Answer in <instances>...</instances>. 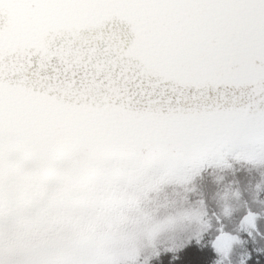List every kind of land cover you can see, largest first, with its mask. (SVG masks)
<instances>
[{
    "label": "snow or ice",
    "instance_id": "obj_1",
    "mask_svg": "<svg viewBox=\"0 0 264 264\" xmlns=\"http://www.w3.org/2000/svg\"><path fill=\"white\" fill-rule=\"evenodd\" d=\"M169 151L264 158V0H0V264H103L71 231L90 189ZM235 182L156 264H216L222 235L226 264H264V186Z\"/></svg>",
    "mask_w": 264,
    "mask_h": 264
},
{
    "label": "trees",
    "instance_id": "obj_2",
    "mask_svg": "<svg viewBox=\"0 0 264 264\" xmlns=\"http://www.w3.org/2000/svg\"><path fill=\"white\" fill-rule=\"evenodd\" d=\"M227 154L224 156H227ZM164 155L166 153H163L159 157L154 156L151 152L145 153L139 163L118 172L102 184L94 185L90 189L91 194L111 192L119 186L122 187L123 183L130 179L132 180L134 176L139 174L157 173L151 170L168 171L170 167L172 170H179L180 167H172V161L165 160ZM248 156L249 154L235 153L232 160H227V162L217 161L214 164V168L221 167L219 171L223 170L225 172L231 168L236 177L239 176L237 175L238 170L240 172H248L253 169L258 172L254 173L261 177L260 169L254 165L259 163L264 168V158H260L258 154ZM239 161V164L235 163ZM147 169H150V172ZM212 171L213 169H209L208 166L206 170L204 169L201 172L194 171L190 166H187L185 170L182 169V172H185L187 175L199 173L204 176ZM125 177H129V179L124 180ZM249 177L251 180L253 179L251 176ZM239 178L246 180L245 177L239 176ZM244 188V184L236 183L233 190L221 191L215 196L227 198L224 200L225 205L231 208H238ZM250 188L251 186L248 185L247 190L249 192L254 191ZM105 196L102 195V197ZM94 199L95 202L92 200L88 209L77 218L71 231L78 239L89 241L95 245L103 260V264H156L161 255L175 252L185 243L192 240L188 231L181 230L177 226L176 221L167 214L162 213V206L156 207L161 205L159 203L154 204L155 206H150L153 212L149 211L148 207L145 210L136 209L134 213V209L139 207V199H136L137 202L135 203H130L128 199L122 206H119V200L113 198L102 201H98L96 197ZM211 201L212 203H216L219 200L211 199ZM109 208L112 210H110L111 214L108 218V224L105 219V211ZM118 208L120 211H115ZM85 220H89V223L105 221V225L103 228L92 233L88 228L89 223L86 224ZM54 230L63 232L66 229L62 223H58V225H54ZM114 240L119 242L118 246H116ZM196 240L199 241L200 239ZM216 264L220 263L216 260Z\"/></svg>",
    "mask_w": 264,
    "mask_h": 264
},
{
    "label": "rangeland",
    "instance_id": "obj_3",
    "mask_svg": "<svg viewBox=\"0 0 264 264\" xmlns=\"http://www.w3.org/2000/svg\"><path fill=\"white\" fill-rule=\"evenodd\" d=\"M248 154L249 156L253 155L251 153ZM153 155L157 157L162 156V154ZM163 157L165 160L172 161V167H180L179 170H172L170 167L168 171H156V169L151 171L157 173H151L149 171L150 169H147L150 172L149 174L145 173L134 176L132 180L130 179L123 183L122 187L119 186L111 192L92 194V200L95 202L94 197L98 201L113 198L119 200V206H122L128 199L130 203H135L137 202L136 199H139V207L134 209V213L136 209L145 210L148 207V210L153 212L150 206H155L154 204L159 203L161 205L156 207L162 206V213L167 214L176 221L177 226L181 230L188 231L191 239H201L207 233L208 229L212 227L214 213L210 215V212L213 210V205L219 211L220 215L225 217L231 216L238 209L225 205L224 200L227 198H218L212 195L213 192L216 195L218 192L234 189L236 175L233 174L234 172H232L231 168L227 169V172L223 170L219 171L221 167L214 168V164L217 161L227 162V160H232L234 154L228 153L227 156L188 160L169 151ZM235 163L239 164L240 161ZM187 166H190L197 172L206 170L207 166L209 169H213V171L204 176L199 173L187 175L185 172H182V169L185 170ZM254 166L260 169L261 177L256 175L254 172L257 171L253 169L248 172H240L238 170L237 175L245 177L246 179L251 176L253 183L250 185V189L255 191L258 185L264 186V168L259 163ZM128 179L129 177L124 178V180ZM102 195L106 196L102 197ZM211 199H217L219 201L212 203ZM110 210L112 209H106V218L104 217L108 224V218L111 214ZM115 211H120V209H115ZM85 221L86 224L89 223V220ZM248 223H250V220L245 222L246 225ZM104 225L105 221L100 223L95 221L94 223L90 222L88 228L90 232L94 233L98 229L103 228ZM225 240L235 242V237L222 235L214 244L219 257L217 261L220 264H226L228 256V249L223 243ZM114 243L116 246L119 244L115 240Z\"/></svg>",
    "mask_w": 264,
    "mask_h": 264
}]
</instances>
